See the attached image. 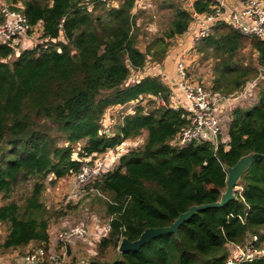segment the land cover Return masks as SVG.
Wrapping results in <instances>:
<instances>
[{
  "label": "trees",
  "instance_id": "1",
  "mask_svg": "<svg viewBox=\"0 0 264 264\" xmlns=\"http://www.w3.org/2000/svg\"><path fill=\"white\" fill-rule=\"evenodd\" d=\"M5 2L20 6L30 26H41V42L25 48L0 44V224L8 225L1 253L31 243L47 246L49 217L80 211L68 203L58 210L62 212L49 214L41 200L45 181L52 185L78 173L100 153L142 132L144 144L130 146L113 171L87 184L89 194L80 199L84 204L97 191L93 197L103 207V227L109 226L95 244L93 264H223L229 243L245 244L254 234L264 242L263 157L243 172L235 198L222 207L197 211L180 224L177 235L162 234L138 250L118 251L123 237L136 240L146 228L167 226L193 205L220 200L227 168L246 154L264 155V79L256 103L232 110L225 138L216 145L193 141L182 146L175 137L190 121L185 110L169 105L161 76L149 73L128 82L130 68H142L148 56L161 64L169 41L188 30L192 17L182 0L170 6L169 27L145 50L137 47L135 0L116 5L98 0ZM216 3L194 0L193 7L204 14ZM246 43L254 53L248 63L240 57ZM194 47L195 55L202 54L195 57L198 62L212 64L211 92L241 90L256 78L258 66L264 68V40L246 36L220 18ZM158 94L166 105L146 110L153 102L138 104L123 117L118 110L115 128L103 133L109 107L123 108ZM21 185L27 188L18 195ZM106 254L111 259L94 260ZM240 264H264V259Z\"/></svg>",
  "mask_w": 264,
  "mask_h": 264
},
{
  "label": "built area",
  "instance_id": "2",
  "mask_svg": "<svg viewBox=\"0 0 264 264\" xmlns=\"http://www.w3.org/2000/svg\"><path fill=\"white\" fill-rule=\"evenodd\" d=\"M98 1L105 2L108 5H116L118 2V0ZM182 1L183 7L189 10L192 20H199L198 23L200 25L193 36V45L180 54L176 64V85L182 92V100L178 101V104L170 106L185 110L190 123L177 134L175 142L182 146L193 141H212L216 145L219 142V138L226 137L227 124L232 118V110L237 106L225 102L226 105L220 107L219 103L224 100L215 98L214 95L216 94L213 95L207 89L205 82L194 78L196 75L194 73L198 74V70H200L199 62L190 67L186 62L196 54L194 49L195 42L200 37L208 34L215 20L221 19L225 3L223 0H219L211 6V12L198 14L193 7L194 0ZM91 5L92 2L87 7L90 9ZM148 7H151L150 0H135V9H146ZM225 22L246 36L264 40V4L262 0H241L240 7L231 10L229 19ZM40 31V25L32 27L28 24L26 14L21 10L20 6L13 7L6 3L5 0H0V44L16 47L21 46L22 42L28 40V46L33 47L39 41L41 42L39 39ZM137 80L138 78H136ZM255 92L250 87L244 90L241 94H243L244 99L249 101L240 105H253L256 103ZM134 102L136 101H131L127 108H122L121 117L134 111ZM129 146V141L124 139L116 148L114 147L100 153L94 163L82 165L80 171L73 174L74 178L72 179L67 199L74 200L83 188L87 187L89 182L106 172L113 171L118 166L120 158L129 149ZM108 231L109 226H104L98 239ZM72 234L70 233V235ZM59 236L62 237V234L60 233ZM59 236L57 240L67 243ZM53 243L55 242L50 243L49 241L47 246L28 250L27 254L25 253L17 264H61V256L55 250L57 248L52 245ZM228 247L230 248L229 255L223 264H240L255 259H264V242L259 243V237L256 234L249 236L245 244L229 243Z\"/></svg>",
  "mask_w": 264,
  "mask_h": 264
},
{
  "label": "rangeland",
  "instance_id": "3",
  "mask_svg": "<svg viewBox=\"0 0 264 264\" xmlns=\"http://www.w3.org/2000/svg\"><path fill=\"white\" fill-rule=\"evenodd\" d=\"M119 1L120 0H118L116 4H118ZM150 1H151V7H148L144 10L143 9L135 10L138 14L136 26L139 27V33L137 36V47L140 48L141 50H145V48H147L149 43L154 38L162 35L167 30V28L169 27V22L173 17L172 9L170 6L172 4L177 5L179 4V2H181V0H150ZM170 42L171 41H169V45ZM248 43L245 44L244 50L242 51V53H240V57L244 58L245 63H248L250 57H254V53L250 49L251 47ZM18 48H21V46H18ZM169 49L170 48H167V50ZM149 59L150 57L148 56L144 68L143 67L138 68L137 70L130 68L128 82L135 83L136 78L139 79L140 76H145L149 73L151 75L154 74L153 76L160 75L163 82L165 83L166 88L168 89V97L170 101L169 105L174 106L178 104L179 97H177V90L180 89L176 85V79H174V77H172L173 81L168 79L167 77L169 76L166 74V70L165 72H159L157 68L159 67V63L152 62ZM199 66L201 69L198 70L199 72L198 74L194 73L196 74L194 78L196 80L198 79L199 81L203 80L205 82L206 87L211 90L210 87L214 85V81H215L214 80L215 77L213 76L211 70L212 64L210 62L207 65L206 62H202L201 60H199ZM151 67H153L154 69L153 73H151ZM201 70H203V72H200ZM258 70L259 71L256 78L247 81L241 90L233 91L229 93H225L224 91L220 90L217 92H212V94L213 95L216 94L214 96L215 98H218V100H224V102L231 103V105H235V106L248 102L249 100L244 99V96L241 93L249 87L254 92L256 91L255 93H257L259 84L264 79V68L258 66ZM222 98H226V99H222ZM164 99L165 98L163 94L162 95L158 94V96H150V95L144 96V98L134 102L133 106L136 107L138 104H141L142 106L146 107L148 102L150 101L153 102V104L150 103L147 105L146 107L147 110L149 106L151 108H154L155 106L158 105H166V101ZM179 101H181V99ZM129 105L130 103L126 104L125 108H127ZM107 110L111 115L109 119L106 118V121L104 120V124L106 122L107 124L102 125V131L103 133L108 134L109 130L111 131L110 129L111 126L113 127L114 124L117 123L118 121L117 118L119 115L118 110H122V108L109 107ZM145 136L146 134L142 132L139 136L135 138L127 139L130 143L131 149L139 148L140 146H142V144H144ZM172 143L174 142L172 141ZM79 146L80 144L76 145L75 150L78 151ZM73 178L74 177L72 174L65 175L59 178L52 185L48 184V181H45V189L43 191L41 200L44 204L45 210H47L49 214H52V212L54 211L62 212L58 210H60L61 207L67 205L68 203L73 204L74 206L77 207L74 210H80L75 213H67L66 215L59 218H56V216L54 215H51L49 217L48 233L50 235V243L55 242L52 245L53 246L55 245V247L57 248L55 250H57V253H59L61 256V264H80L77 262H81L82 264L84 263L93 264L92 258L97 255V252L95 250V244L97 243L99 235L102 233V228H104L103 227L105 221L104 210L103 207H99V204L96 202V200L93 197V195H96L97 191L92 192L91 196L88 195V198L86 199L84 204L79 203L80 199L83 198L85 199L87 196L86 194H89L87 193L88 191L86 186L85 188H83L81 193L74 200L67 199ZM24 188L26 189L27 186L21 185L19 187L20 191H18V195L21 192H23V190H25ZM18 195L16 194L15 196ZM89 199H91V201H89ZM86 202H88V204H86ZM84 206L86 207L89 206L91 210L84 208ZM7 228L8 225L6 223L0 224V242L3 241L7 232ZM60 233L62 234V237L59 236ZM70 233L73 234L70 235ZM58 236L67 243H63L57 240ZM32 248L34 249L33 243L29 244L28 246L20 250H14L9 253L0 252V264H17L21 260L22 256ZM110 257H111L110 254H106L104 257L103 255L102 256L98 255L97 258L94 260L106 261L111 259Z\"/></svg>",
  "mask_w": 264,
  "mask_h": 264
},
{
  "label": "water",
  "instance_id": "4",
  "mask_svg": "<svg viewBox=\"0 0 264 264\" xmlns=\"http://www.w3.org/2000/svg\"><path fill=\"white\" fill-rule=\"evenodd\" d=\"M264 155L257 153H249L240 157L233 166L227 168L226 187L221 194L220 200L207 204L193 205L185 212L180 213L177 218L167 226L149 227L143 230L136 240L130 241L123 237L118 245L119 252L129 250H138L145 243L153 238L166 233H174L177 235L178 227L185 221H188L197 211L210 207H222L228 201L235 198V190L238 180L243 172L256 160L263 158Z\"/></svg>",
  "mask_w": 264,
  "mask_h": 264
},
{
  "label": "crops",
  "instance_id": "5",
  "mask_svg": "<svg viewBox=\"0 0 264 264\" xmlns=\"http://www.w3.org/2000/svg\"><path fill=\"white\" fill-rule=\"evenodd\" d=\"M214 1L218 2L219 0H214ZM223 1L225 3V7L223 10L221 19L223 21H228L231 10L238 9L240 7V1L241 0H223ZM262 1L264 3V0H262ZM134 10H136V9L134 8ZM198 21L199 20H197V19L192 20L189 24L188 30L184 34L176 36L174 39L171 40L170 45L168 46V48H170V49L167 50L165 59L163 60V62L161 64H159V67H157L159 72H165V70H166V74L169 76L167 78L172 80V81H173L172 77H174V79H176V64H177V61H178L180 54L193 45V42H192L193 36H194L197 28L200 25L198 23ZM28 45H29V41L25 40L24 42L21 43V48H25ZM196 56L201 57L202 54L199 53V54L195 55L192 59L188 60L186 62V64L189 67L194 66L195 63L198 62L197 58L195 59ZM144 66H143V68H144ZM151 72H154L153 67H151ZM200 72H203V70H201ZM204 76H205V74H204ZM181 93L182 92L180 90H177V97H179L178 101L180 99L182 100V94ZM219 104H220V107L226 105V103L224 101H221ZM110 115L111 114L107 111L106 116H105V121H106V118H108V119L110 118ZM117 119H120V118H117ZM77 263L82 264L81 262H77ZM84 264H86V263H84Z\"/></svg>",
  "mask_w": 264,
  "mask_h": 264
},
{
  "label": "clouds",
  "instance_id": "6",
  "mask_svg": "<svg viewBox=\"0 0 264 264\" xmlns=\"http://www.w3.org/2000/svg\"><path fill=\"white\" fill-rule=\"evenodd\" d=\"M237 187H238V186H237ZM237 187H236V188H237Z\"/></svg>",
  "mask_w": 264,
  "mask_h": 264
}]
</instances>
